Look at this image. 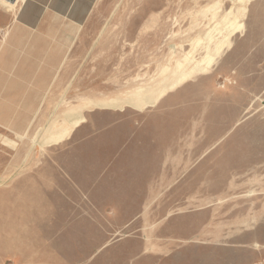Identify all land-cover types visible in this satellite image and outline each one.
Segmentation results:
<instances>
[{
    "label": "rangeland",
    "instance_id": "obj_1",
    "mask_svg": "<svg viewBox=\"0 0 264 264\" xmlns=\"http://www.w3.org/2000/svg\"><path fill=\"white\" fill-rule=\"evenodd\" d=\"M83 1L0 36V264H264V0Z\"/></svg>",
    "mask_w": 264,
    "mask_h": 264
},
{
    "label": "crops",
    "instance_id": "obj_2",
    "mask_svg": "<svg viewBox=\"0 0 264 264\" xmlns=\"http://www.w3.org/2000/svg\"><path fill=\"white\" fill-rule=\"evenodd\" d=\"M67 2L69 0H15L14 8L8 9L6 0H0V36L10 35L15 42L13 45L17 48L12 50L14 52L25 50L19 47V38L24 36H34L35 45L42 44L34 50H53L51 18L55 19L57 15L51 12L58 11L66 15L70 10H78L84 1L73 0L70 4Z\"/></svg>",
    "mask_w": 264,
    "mask_h": 264
},
{
    "label": "bare ground",
    "instance_id": "obj_3",
    "mask_svg": "<svg viewBox=\"0 0 264 264\" xmlns=\"http://www.w3.org/2000/svg\"><path fill=\"white\" fill-rule=\"evenodd\" d=\"M239 1L243 2L244 0H239ZM224 27L225 28H223V29L225 30V34L223 36H221L219 39H212V38L207 39V46L205 45L206 48H204L205 49V55H202L201 57L198 58V60H195V61H193L194 59L193 60L187 59V56H186L184 58L185 63H182V64L179 62L176 63L175 68L173 70V73L175 74L176 77L173 80L167 82L166 84H164L162 82V83L157 85V87L154 89L157 93L155 96V101L159 97H161L162 95L166 94L168 90H170V89L176 87L177 85L183 83V81H185L189 78L199 76V73L203 72L205 68H208L212 64L215 56L219 53V51L225 45L226 40L229 38V36L237 28L231 23L229 25H224ZM211 37H213V36H211ZM139 103H140V100H136V101L109 100V101H106L105 103L95 101V102L90 103V105H91V107L100 108L102 110L103 109L105 110V108H120L122 105L131 106V107L136 108L139 106ZM147 105H149V102L144 101L143 108ZM85 106H87V105H85ZM70 115H71V113H70ZM70 115H68L66 117H68L72 120L71 127L73 128L76 120L78 119V116L72 117Z\"/></svg>",
    "mask_w": 264,
    "mask_h": 264
},
{
    "label": "water",
    "instance_id": "obj_4",
    "mask_svg": "<svg viewBox=\"0 0 264 264\" xmlns=\"http://www.w3.org/2000/svg\"><path fill=\"white\" fill-rule=\"evenodd\" d=\"M6 1H10V2H13V0H6Z\"/></svg>",
    "mask_w": 264,
    "mask_h": 264
}]
</instances>
